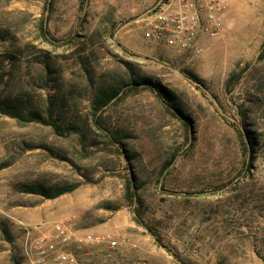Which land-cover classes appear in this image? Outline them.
<instances>
[{
	"label": "rangeland",
	"instance_id": "rangeland-1",
	"mask_svg": "<svg viewBox=\"0 0 264 264\" xmlns=\"http://www.w3.org/2000/svg\"><path fill=\"white\" fill-rule=\"evenodd\" d=\"M220 1L222 33L190 57L142 38L157 0H0V264L59 221L109 234L112 264H180L139 205L192 261L264 264V0ZM114 85L96 126L94 93Z\"/></svg>",
	"mask_w": 264,
	"mask_h": 264
},
{
	"label": "built area",
	"instance_id": "built-area-1",
	"mask_svg": "<svg viewBox=\"0 0 264 264\" xmlns=\"http://www.w3.org/2000/svg\"><path fill=\"white\" fill-rule=\"evenodd\" d=\"M220 0H157L142 18V38L173 53L199 56L223 31ZM25 229L21 262L25 264H87L91 256L110 261L118 243L109 234L74 230L68 221L55 222L50 232ZM106 243L105 249L94 244ZM96 254H94V252Z\"/></svg>",
	"mask_w": 264,
	"mask_h": 264
},
{
	"label": "trees",
	"instance_id": "trees-1",
	"mask_svg": "<svg viewBox=\"0 0 264 264\" xmlns=\"http://www.w3.org/2000/svg\"><path fill=\"white\" fill-rule=\"evenodd\" d=\"M41 30L43 31L42 27H41ZM142 81H144L146 83L147 87L150 88L151 90H153L159 98L164 99L166 101H169L170 94L168 93L167 89L164 86H162L160 83L152 81L150 79H144V78L140 79V80H134V83L139 84L140 82L142 83ZM129 88H132V87L129 86ZM120 91H121V87L118 85L117 86L116 85L108 86V87L101 86V87H98L96 89V91L94 93V97L91 101L92 122L96 126H99V114H100L101 108L103 106H105L106 104H108L112 99L117 97L119 95ZM167 107L170 108V110H171L170 112L172 114L176 115V114L182 113L181 109L178 108L177 106H175L174 104L168 103ZM16 117H18V116H16ZM31 120L37 121V122L44 124V125L51 126L57 135H65V134L70 133L72 130L71 127L61 126L57 122V120L52 118V117L44 118L37 113H34L31 116ZM104 131H105V133H106V135L110 141H112L113 143H118L119 145H122V142L120 141V138L118 137V135L116 133L111 132L106 128H104ZM75 187H76V184L62 185V186H58L54 189H51L52 192H50V193H47L46 191H48V190H45L43 188H38V189L27 188V190L31 191V189H32V191H35L36 193H39L42 195H45L46 197H55V196H58L62 193L70 192ZM127 191H129L130 194L132 195V192H131L130 187H129V183L127 185ZM131 197H134V196L132 195ZM136 211H137L136 222L138 224L142 225L153 236L156 243L159 246H161L168 254H170L177 263H180V264H199V263L192 261V260L186 258L185 256H183L181 254V252L175 246H173L169 242L165 241L164 237L161 235L159 230H157V228H155L149 222L144 220V218L142 217V212L140 210V205L137 206Z\"/></svg>",
	"mask_w": 264,
	"mask_h": 264
},
{
	"label": "crops",
	"instance_id": "crops-1",
	"mask_svg": "<svg viewBox=\"0 0 264 264\" xmlns=\"http://www.w3.org/2000/svg\"><path fill=\"white\" fill-rule=\"evenodd\" d=\"M95 246H100L101 248L105 249L106 247V243H102V244H94L92 245L90 248V251L92 250H96L95 249ZM119 251V249H117L114 254H113V257L110 261H103L102 259H100L98 256H91V260L87 263V264H112L113 261L115 260V257H116V253ZM94 252V251H93ZM94 254H96V252H94ZM117 264V263H116Z\"/></svg>",
	"mask_w": 264,
	"mask_h": 264
}]
</instances>
